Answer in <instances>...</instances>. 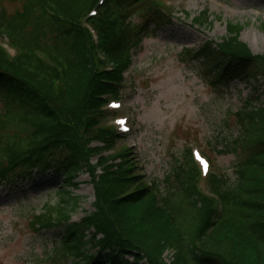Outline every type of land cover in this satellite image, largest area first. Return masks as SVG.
Returning a JSON list of instances; mask_svg holds the SVG:
<instances>
[{
  "label": "trees",
  "instance_id": "obj_1",
  "mask_svg": "<svg viewBox=\"0 0 264 264\" xmlns=\"http://www.w3.org/2000/svg\"><path fill=\"white\" fill-rule=\"evenodd\" d=\"M6 1L18 3L14 13ZM97 2L0 0V35L20 51L11 60L0 47V184H18L37 170L77 186L86 172L95 189V211L80 222H72L79 201L70 192H62L64 204L34 215L37 232L64 231L48 264H264V106H253L256 96L237 112L241 132L222 151L237 155L233 177L209 176L220 205L199 188L190 149L162 181L143 183L125 153L112 158L119 162L103 156L116 138L99 127L104 95L119 96L121 71L147 34L172 23L173 13L153 0H106L95 19V43L84 20ZM136 13L140 22L132 21ZM192 21L200 28L212 23L208 10ZM241 29L228 23L222 42L207 40L194 55L203 57L217 90L235 80L264 81V54L254 55L239 39ZM99 52L113 70H105ZM93 141L101 145L91 147Z\"/></svg>",
  "mask_w": 264,
  "mask_h": 264
},
{
  "label": "rangeland",
  "instance_id": "obj_2",
  "mask_svg": "<svg viewBox=\"0 0 264 264\" xmlns=\"http://www.w3.org/2000/svg\"><path fill=\"white\" fill-rule=\"evenodd\" d=\"M164 3L173 9L172 23L143 38L124 75L121 107L114 113L105 112L99 124L100 128L114 130L115 118L126 115L132 131L115 138L112 150L103 156L119 162L118 157L112 158L127 153L134 160L133 173L140 174V180L148 185L149 180L162 181L188 149L198 147L210 157L214 172L220 170L233 177L237 155L222 151L241 132L237 112L243 100L257 96L253 106H264V81L254 84L251 79L248 83L235 80L229 88L217 90L201 67L203 57L194 55L207 40L222 42L230 22L242 26L239 39L252 53L263 55L264 0H162L157 4ZM5 5L9 14L18 8L12 1ZM205 10L213 23L199 28L192 20ZM141 20L137 13L132 15V21ZM3 40L0 44L4 45ZM105 65H111V61L106 60ZM90 146L100 143L93 141ZM98 158L93 155L91 162ZM75 182L77 186L67 185L60 175L49 171L36 173L18 185H0V264L49 263L48 254L64 231L55 228L37 232L34 215L47 206L67 202L62 192H70L79 201L72 222H80L94 212L95 189L90 175L80 173ZM72 204L65 207L71 209Z\"/></svg>",
  "mask_w": 264,
  "mask_h": 264
},
{
  "label": "snow or ice",
  "instance_id": "obj_3",
  "mask_svg": "<svg viewBox=\"0 0 264 264\" xmlns=\"http://www.w3.org/2000/svg\"><path fill=\"white\" fill-rule=\"evenodd\" d=\"M118 123L123 124L124 121L121 120V121H119ZM196 155H197V158L201 160L202 164L204 165L205 170H207V169H208V161L205 160L202 156H200L199 153H196Z\"/></svg>",
  "mask_w": 264,
  "mask_h": 264
}]
</instances>
